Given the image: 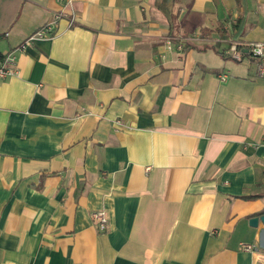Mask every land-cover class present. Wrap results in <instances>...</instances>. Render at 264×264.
<instances>
[{"label":"crops","instance_id":"crops-1","mask_svg":"<svg viewBox=\"0 0 264 264\" xmlns=\"http://www.w3.org/2000/svg\"><path fill=\"white\" fill-rule=\"evenodd\" d=\"M63 1L0 0V264H264V0H71L18 49Z\"/></svg>","mask_w":264,"mask_h":264},{"label":"built area","instance_id":"built-area-1","mask_svg":"<svg viewBox=\"0 0 264 264\" xmlns=\"http://www.w3.org/2000/svg\"><path fill=\"white\" fill-rule=\"evenodd\" d=\"M69 9V18L68 25H71L75 20V12L72 6L71 0H64L62 9L56 12L53 17L47 20L40 28L35 30L31 35H29L23 42L20 44L18 49L24 48L29 42L33 41L36 38L42 37H50L54 33V28L56 27L58 20L62 15L65 14V10ZM171 39L166 40V44L168 47L172 46ZM247 47V52H249L250 56L255 60V72L258 75L264 74V40L261 41H253L248 44H245ZM175 47L178 50L183 48V44L181 42H175ZM231 55L235 59H240L242 55L241 49L236 44H232L230 46ZM15 50H10L4 54L0 55V79H3L7 76L13 75L16 72L15 67ZM221 79H224V75L220 76ZM119 123L118 120H116ZM92 220L99 226L100 229H104L106 226V222L108 220V215L104 210H95L91 213ZM240 247L246 251H252L255 249V245L249 243H240Z\"/></svg>","mask_w":264,"mask_h":264},{"label":"trees","instance_id":"trees-1","mask_svg":"<svg viewBox=\"0 0 264 264\" xmlns=\"http://www.w3.org/2000/svg\"><path fill=\"white\" fill-rule=\"evenodd\" d=\"M157 6H158V8L159 9H161L162 11H166V8H165V6H166V0H161V2H159L158 4H157ZM234 27H237V24L236 25H234ZM173 37H169V39H171V40H174V42H179V40L178 39H172ZM239 46V45H238ZM239 48L241 49V50H243L242 49V47L241 46H239Z\"/></svg>","mask_w":264,"mask_h":264},{"label":"water","instance_id":"water-1","mask_svg":"<svg viewBox=\"0 0 264 264\" xmlns=\"http://www.w3.org/2000/svg\"><path fill=\"white\" fill-rule=\"evenodd\" d=\"M258 220H260L264 224V214H262L258 217H256V216L251 217L249 219V224L252 226H256Z\"/></svg>","mask_w":264,"mask_h":264}]
</instances>
